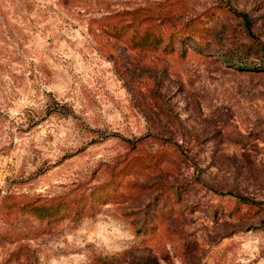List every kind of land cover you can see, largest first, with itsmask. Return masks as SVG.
<instances>
[{"label":"rangeland","instance_id":"obj_1","mask_svg":"<svg viewBox=\"0 0 264 264\" xmlns=\"http://www.w3.org/2000/svg\"><path fill=\"white\" fill-rule=\"evenodd\" d=\"M236 11L264 41V0H0V264H264V70L211 53L260 59Z\"/></svg>","mask_w":264,"mask_h":264},{"label":"trees","instance_id":"obj_2","mask_svg":"<svg viewBox=\"0 0 264 264\" xmlns=\"http://www.w3.org/2000/svg\"><path fill=\"white\" fill-rule=\"evenodd\" d=\"M124 14V12H118ZM118 13H114L113 15H117ZM128 13L132 12H127ZM236 13L241 17L242 22L245 26V29L248 32V35L250 39L252 40V43L255 45L256 48V54L260 56V59L253 58V61L249 59L248 55L244 53L243 50H227L224 52L219 51H212L213 57L216 58L219 62L222 64H226L228 66H231L235 70L243 71V70H252L257 71L261 73V70H264V41H261L258 37L255 36V34L251 30V17L247 12H237ZM135 19H127V24L125 25V32H130L129 36H131V47L132 48H138L140 50L144 51H155L157 48H159V44L161 43V40L155 33L152 31V26L147 25L144 29H141L142 22H140L136 17ZM149 18V16L147 17ZM138 20V21H137ZM112 29L115 26H111ZM116 27H115V34H116ZM121 29V28H120ZM122 30V29H121ZM177 33V34H176ZM176 33L173 32L172 36H175L176 39H179L180 41V49H182L180 55L186 56L190 53L197 54L202 57H206L208 54L203 53L210 45V38L207 37L206 34H203L202 30L196 26V23L189 22L186 25H183L179 30L176 31ZM169 44V42L164 45L163 50L166 49V46ZM188 48H192V51L187 52ZM171 50V49H170ZM168 53H171L170 51H166ZM249 53L252 55V51H249ZM211 56V54H210ZM211 56V57H212ZM169 116L176 119L174 116L173 110L169 109V107L166 109ZM94 190L90 193V196L93 194ZM96 198V197H95ZM237 198L244 203L247 204H258L260 201H257L255 199H252L245 195H237ZM91 200H94L91 198ZM49 205H35L34 203L31 204L30 210L33 211V213L39 217L40 219H47L50 221H55L59 219V215L56 214L60 212V208H56L53 211L50 212H43V208L48 207ZM66 210V208H65ZM135 264H141V263H135Z\"/></svg>","mask_w":264,"mask_h":264}]
</instances>
